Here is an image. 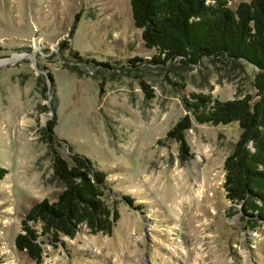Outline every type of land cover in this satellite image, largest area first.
I'll return each instance as SVG.
<instances>
[{
    "label": "rangeland",
    "instance_id": "rangeland-1",
    "mask_svg": "<svg viewBox=\"0 0 264 264\" xmlns=\"http://www.w3.org/2000/svg\"><path fill=\"white\" fill-rule=\"evenodd\" d=\"M63 40L69 49L61 51ZM0 48V166L9 171L0 180V264H264V224L244 230L223 189L237 123L193 120L185 161L165 138L187 113L182 97L191 92L221 100L253 95L252 68L209 59L188 67L149 63L155 51L132 23L130 0H0ZM73 50L110 67L75 61ZM132 57L147 62L130 68ZM53 117L57 151L66 160L85 155L107 173V200L119 219L111 235L82 229L56 244L45 238L36 263L14 237L29 207L62 189L40 134ZM201 183L212 196L206 214L195 204Z\"/></svg>",
    "mask_w": 264,
    "mask_h": 264
},
{
    "label": "trees",
    "instance_id": "trees-1",
    "mask_svg": "<svg viewBox=\"0 0 264 264\" xmlns=\"http://www.w3.org/2000/svg\"><path fill=\"white\" fill-rule=\"evenodd\" d=\"M232 1L130 0V13L144 46L155 51L149 63L188 67L209 59L252 68L253 95L221 100L191 92L182 97L187 113L166 131L165 138L175 141L185 161L191 155L185 133L193 120L211 126L237 123L238 138L223 160V189L244 230L254 231L264 224V0H241L231 7ZM58 47L69 49L66 40ZM71 56L87 65L110 67L108 62L82 59L78 51ZM127 62L131 68L147 60L132 57ZM47 77L53 82L51 74ZM140 86L147 98L153 96L147 83L140 81ZM56 125L53 117L40 134L52 153V175L62 189L53 201L44 198L31 205L14 237L15 248L36 263L42 260L45 238L56 244L63 236L73 239L82 229L111 235L119 219L117 208L107 200L112 192L107 173L85 155L63 158L57 151L61 144L54 135ZM8 172L0 166V180ZM121 199L130 207H142L130 194H121Z\"/></svg>",
    "mask_w": 264,
    "mask_h": 264
},
{
    "label": "bare ground",
    "instance_id": "bare-ground-1",
    "mask_svg": "<svg viewBox=\"0 0 264 264\" xmlns=\"http://www.w3.org/2000/svg\"><path fill=\"white\" fill-rule=\"evenodd\" d=\"M204 190H205L204 186L201 183L199 188L196 191L198 197H200V195H201V198L195 204H196V210L201 206L203 208V212L206 214L207 211H208L207 209H209L210 208V204H212L211 203V197L212 196H207V198H206L205 195H204ZM192 252H194V251L192 250ZM195 259L196 260L198 259L197 253L192 254L191 258H190V260H195ZM186 264H189V261H187Z\"/></svg>",
    "mask_w": 264,
    "mask_h": 264
}]
</instances>
